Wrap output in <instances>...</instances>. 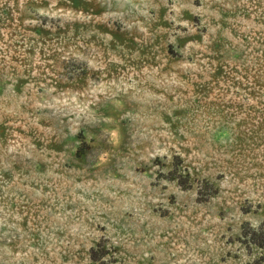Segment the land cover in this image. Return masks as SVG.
<instances>
[{
	"label": "rangeland",
	"instance_id": "rangeland-1",
	"mask_svg": "<svg viewBox=\"0 0 264 264\" xmlns=\"http://www.w3.org/2000/svg\"><path fill=\"white\" fill-rule=\"evenodd\" d=\"M260 226L264 0H0V264H243Z\"/></svg>",
	"mask_w": 264,
	"mask_h": 264
},
{
	"label": "trees",
	"instance_id": "trees-1",
	"mask_svg": "<svg viewBox=\"0 0 264 264\" xmlns=\"http://www.w3.org/2000/svg\"><path fill=\"white\" fill-rule=\"evenodd\" d=\"M175 179L178 180L182 188L188 187L187 179L182 176L175 177L173 180ZM243 234V244L248 250V254L251 256V259L243 264H264V226L249 229L248 231H244ZM108 255V250L101 244L93 248L90 253L91 259L99 262V264H117L114 259H106Z\"/></svg>",
	"mask_w": 264,
	"mask_h": 264
}]
</instances>
